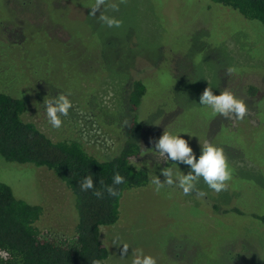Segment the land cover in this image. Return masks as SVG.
<instances>
[{
	"label": "rangeland",
	"instance_id": "1",
	"mask_svg": "<svg viewBox=\"0 0 264 264\" xmlns=\"http://www.w3.org/2000/svg\"><path fill=\"white\" fill-rule=\"evenodd\" d=\"M113 3L119 11L107 7ZM94 4L0 0V92L23 100V120L47 137L77 141L100 161L126 142L143 150L131 161L148 172L149 183L124 192L116 225L101 228L104 264H132L136 249L157 264H264V28L212 0H107L92 17ZM101 14L122 26L109 28ZM135 82L145 94L134 110ZM207 87L215 95L232 91L248 115H213L200 105ZM69 92L73 107L54 129L44 99ZM133 116L140 128L131 135ZM164 131L188 140L197 159L205 142L223 148L232 171L228 190L217 194L201 178L203 199L174 186L155 191L151 180L163 182V168L173 167L174 178L190 170L154 151L150 141ZM0 182L16 199L43 208L36 226L46 236L73 235L70 191L51 171L0 157ZM123 243L129 250L121 258Z\"/></svg>",
	"mask_w": 264,
	"mask_h": 264
},
{
	"label": "trees",
	"instance_id": "2",
	"mask_svg": "<svg viewBox=\"0 0 264 264\" xmlns=\"http://www.w3.org/2000/svg\"><path fill=\"white\" fill-rule=\"evenodd\" d=\"M212 1L264 28V0ZM144 94L143 83L135 82L130 95L134 110ZM26 108L23 100L0 92V157L7 163L29 164L51 171L70 191L76 213L74 231L65 239L46 236L36 226L43 208L16 199L10 188L0 182V264H92L94 260L104 264L109 250L101 241V228L116 225L124 192L149 183L148 172L136 168L131 161L143 150L137 142H126L110 160L100 161L79 142L54 141L33 123L24 121ZM132 124L131 135L140 128L135 116ZM117 172L126 182L115 186L119 195L111 197L104 186H114ZM89 175L95 187L81 191L80 182ZM94 190L103 191V198H96L92 194Z\"/></svg>",
	"mask_w": 264,
	"mask_h": 264
},
{
	"label": "clouds",
	"instance_id": "3",
	"mask_svg": "<svg viewBox=\"0 0 264 264\" xmlns=\"http://www.w3.org/2000/svg\"><path fill=\"white\" fill-rule=\"evenodd\" d=\"M125 3H127V0H120V4ZM106 4L107 0H95V4L90 8L89 16L95 17L101 7ZM107 7L113 11H119V4H108ZM99 20L109 28H120L123 24V21L104 14L99 16ZM226 71L228 75H232L237 69L230 66ZM70 95L69 92L68 94H59L53 99H44L46 117L52 128L60 129L63 125L61 117H67L70 109H72L73 104L68 98ZM200 105L211 108L213 115L218 114L225 118H235L242 121L248 115V107L245 101L236 97L227 88L221 91L219 95H215L211 87L205 88L200 96ZM150 143L153 144L154 151L163 157L166 162H172L171 164L176 167L178 164H182L190 168L187 174L181 172L175 178L173 167L163 168L160 172V175L164 177L163 182L158 176H154L151 180V184L155 186V191L159 192L166 185L169 187L174 186L181 189L184 195L195 193L197 199H203L208 193L196 186L201 178L208 188L217 194L228 190V182L232 179V171L223 148L205 142L201 147V155L197 159L192 147L189 146L188 140L181 138V135H175L168 131H164L158 140H152ZM125 182V178L117 172L113 177L114 186H104V191L111 197H117L119 191L115 186ZM100 183L103 185V180ZM79 186L81 191L84 192L93 190L95 185L92 175L86 176ZM92 194L98 199L104 196V192L100 190H94ZM121 246L120 256L123 258L128 254L129 245L123 243ZM92 264H102V262L94 260ZM132 264H157V260L150 255H144L142 249H136L133 253Z\"/></svg>",
	"mask_w": 264,
	"mask_h": 264
}]
</instances>
